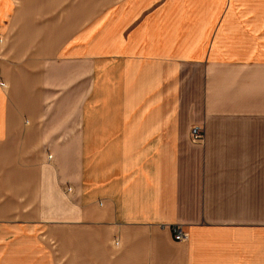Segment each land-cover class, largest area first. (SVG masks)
<instances>
[{
	"label": "crops",
	"instance_id": "1",
	"mask_svg": "<svg viewBox=\"0 0 264 264\" xmlns=\"http://www.w3.org/2000/svg\"><path fill=\"white\" fill-rule=\"evenodd\" d=\"M0 264H264V0H0Z\"/></svg>",
	"mask_w": 264,
	"mask_h": 264
},
{
	"label": "built area",
	"instance_id": "2",
	"mask_svg": "<svg viewBox=\"0 0 264 264\" xmlns=\"http://www.w3.org/2000/svg\"><path fill=\"white\" fill-rule=\"evenodd\" d=\"M190 140L194 145H203L204 132L199 126H192L190 129ZM70 191L69 189L67 190ZM171 238L174 242L185 243L189 239L188 232L180 224H172L169 226Z\"/></svg>",
	"mask_w": 264,
	"mask_h": 264
}]
</instances>
